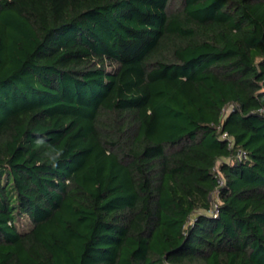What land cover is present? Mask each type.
<instances>
[{
  "label": "trees",
  "instance_id": "16d2710c",
  "mask_svg": "<svg viewBox=\"0 0 264 264\" xmlns=\"http://www.w3.org/2000/svg\"><path fill=\"white\" fill-rule=\"evenodd\" d=\"M0 264H264V0H0Z\"/></svg>",
  "mask_w": 264,
  "mask_h": 264
},
{
  "label": "clouds",
  "instance_id": "9594fccd",
  "mask_svg": "<svg viewBox=\"0 0 264 264\" xmlns=\"http://www.w3.org/2000/svg\"><path fill=\"white\" fill-rule=\"evenodd\" d=\"M39 144H43L44 141L43 140H39L38 141ZM62 155L61 152H56L55 155L50 156V162L52 163V166L55 167L56 166V162L59 160L60 156Z\"/></svg>",
  "mask_w": 264,
  "mask_h": 264
},
{
  "label": "built area",
  "instance_id": "2783aa9c",
  "mask_svg": "<svg viewBox=\"0 0 264 264\" xmlns=\"http://www.w3.org/2000/svg\"><path fill=\"white\" fill-rule=\"evenodd\" d=\"M225 137V136H224ZM212 216L216 217L218 213L217 204H214L212 210L209 212Z\"/></svg>",
  "mask_w": 264,
  "mask_h": 264
}]
</instances>
